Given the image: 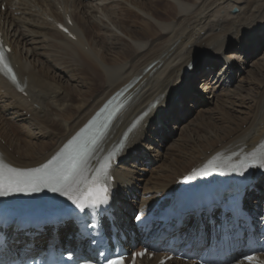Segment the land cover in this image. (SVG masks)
Returning <instances> with one entry per match:
<instances>
[{
    "label": "bare ground",
    "instance_id": "6f19581e",
    "mask_svg": "<svg viewBox=\"0 0 264 264\" xmlns=\"http://www.w3.org/2000/svg\"><path fill=\"white\" fill-rule=\"evenodd\" d=\"M69 3L70 0H0V7L5 5L4 11L0 8V32L10 48L8 60L15 72V82L0 74V160L11 168L42 169L78 137L68 149L75 151L83 144L81 139L86 136L90 139L103 126L105 115L113 106L120 103L122 106L104 127L70 187L53 191L52 187L58 185L46 187L33 182L24 191L26 194H21L43 199L39 196L53 191L59 199H69L113 151L115 156L109 163V176L113 177L110 186L116 224L121 227L132 228L128 215L134 209L151 207L163 195L172 194L181 178L214 162L227 165L249 161L251 178L244 204L248 208L260 206L264 202V158L255 160L249 153H264V65L261 64L264 56L254 58L252 70L255 71L249 70L243 76V61L247 56L243 52L250 54L260 44L255 30L256 27L264 29V0H73L72 5ZM234 7L235 11H230ZM66 18L72 25L67 24ZM57 23H65L74 38L59 30ZM37 49L41 51L35 52ZM228 49L233 51L225 53L223 69L213 81L212 76L210 82L206 81L205 74L195 79L203 81L195 91L200 90L206 102H214L227 122L196 143L204 118L203 122L185 121L181 128L188 135L173 141L166 152L167 161L155 167L152 164L150 169L155 174H149L146 179L142 175L137 179L134 171L125 169L121 163L118 167L119 160L128 163L134 154L133 162L129 163L131 167L136 166L135 161L143 163L145 157L150 160L149 165L159 160L160 143L150 133L153 132L150 124L155 125L156 133L164 128L157 117L163 115L168 100L190 81L202 57L214 55L208 58V62H214ZM23 52L40 54L45 60L32 63ZM46 63H51L50 67ZM71 70L82 83L81 88L73 86L72 91L65 86L68 85L66 76L73 79L68 75ZM40 71L52 75L42 78ZM237 77L254 88L258 96L248 97L242 86L225 87L228 80ZM216 91L222 93L215 94ZM246 100L251 102L247 112L239 111ZM10 105H13L12 111L8 108ZM23 111L30 113L32 121H26ZM6 114L27 122L25 129L30 134L35 130L43 137L41 141L30 143L22 139L10 126ZM170 150L178 152L170 154ZM149 155L153 157L148 159ZM8 175L5 170V185ZM136 180L144 185H137ZM33 186L38 190H30ZM5 191L8 194L0 197H14L21 192L9 191L7 187ZM147 193L149 197H145ZM199 222L207 225L203 217L199 220L187 213L183 223L195 227ZM73 230L69 222L59 227V234ZM6 232L14 241L25 239L38 248L52 238L48 228L33 239L23 237L12 227ZM160 259L161 255H156L140 263L157 264ZM165 264L191 263L174 259Z\"/></svg>",
    "mask_w": 264,
    "mask_h": 264
},
{
    "label": "rangeland",
    "instance_id": "374dc122",
    "mask_svg": "<svg viewBox=\"0 0 264 264\" xmlns=\"http://www.w3.org/2000/svg\"><path fill=\"white\" fill-rule=\"evenodd\" d=\"M72 1L73 0H70L69 5L70 4L72 5ZM1 9H2V6H1ZM234 9H236V8L234 7L230 11H235ZM15 15L19 16V14H15ZM104 19L108 22L106 17H104ZM108 24H110V23L108 22ZM255 31H256V37H257L256 39H258L257 41L260 44H258V46L256 45L255 48L253 49V51L250 54L247 51L243 52V53H246L244 55V57L247 55L245 60L243 61L244 62L243 63V68L245 70L243 76H246L247 75V71H249V70L251 71L254 68V66H253L254 63H252L254 58H257L260 55L264 56L263 55L264 54V29H260L259 30L258 27H256ZM248 39L252 40L253 38L249 37ZM35 44H38V43L34 42V45ZM249 45H250V43H249ZM28 46H30V45H28ZM39 51H41V49L40 50H38V49L35 50V52H37V53ZM229 51L231 52L233 50L232 49L225 50V52L222 53V58H220V59H218L217 61H214V62H211V61L208 62V58H212L214 55H204L202 57V60L198 63V66L196 67L197 69L195 71H193V74H192V77L190 78V81L188 79L187 80L188 82L184 83L181 86V88L178 90L177 94L175 96H172L171 99L168 100L166 106L163 108V115H160V117H157V119L160 120V124L162 123L164 128H162L158 133H156L157 129L155 128V125L154 124H150V127L153 129V132L150 131V133H153L154 134V138L156 137L157 138L156 140L160 143L159 146H158L159 148L157 149L158 152H159V155H158V159L159 160H157L156 162L152 161L151 165H149L150 164V160L148 162L146 160V157H145L146 161L144 160L143 163H138V161H135L134 164L136 166L135 167H131L129 163L133 162L134 157L136 155V154H134L132 156L131 160L128 163L125 162L124 160H119L118 163L116 164L118 167H119V164L121 163V164H123L125 169L131 168V171L132 170L134 171V173H135L134 175L136 176L137 179L141 175L143 176L142 178L145 177V179H146L149 176V174H153V175L155 174L154 173L155 171H153L154 169H150V167H152L153 165L155 167L156 164L161 163L163 160L167 161L168 157H167L166 152L168 153V151H169L168 147L173 145V143L176 140H178L179 138L184 137V135L185 136L188 135L186 129H182L181 128V126L185 123V121L189 122V120H192V121H194V120L198 121L199 120V121L203 122V118H204V122H203L204 127L200 131L199 142H198V139H195L196 143H201L202 142L201 140H203L204 136H209L211 133L215 132L219 127L223 126L225 124V121L227 122L226 116H223L222 114L219 113V111L216 110L214 102H206V100L203 98L204 94H202L200 92V90L195 91V89H199L201 87L200 84H201V82H203V81H195V79L198 76L200 77L202 74H205V75H203V77H204V79L206 81H209L210 80L209 78L211 76H212L211 77L212 78L211 81H213L214 77L218 76L220 74V72L222 71L224 60H225V53H227ZM243 53L241 55H243ZM23 56L26 57L27 61H31L32 63H36V64H39L40 60H45V58L42 57L40 54L34 55V54L24 53L23 52ZM56 58L59 59V57H56ZM24 60H25V58H24ZM60 60L61 59H59L58 62H60ZM261 62H262L261 64L264 65V60L261 61ZM57 64L62 66L61 63H57ZM45 65L46 66L48 65L50 67L51 63H49V64L46 63ZM48 70H50V69L48 68ZM256 70H258V69H256ZM252 71H255V70H252ZM50 74L51 73H49L47 71L46 72L45 71L44 72L40 71V75L42 76V78L43 77L47 78V76L50 75ZM55 74H60V73H56L55 72ZM63 75H65V74L62 73V76ZM68 75H70V76L72 75L73 79L70 80L69 76H66L67 77L66 84H68V85H65L66 88L68 87V89L72 91V87L73 86H79L80 88L82 87V83H81V81H79L80 79H78L77 76H75L73 74V70L68 71ZM203 77H201L200 79H203ZM178 85H179V83H178ZM226 86L227 87H231L232 89H236L237 87L242 86L243 89H245L246 93H248V95H249L248 97H251V96L253 97L254 96V98H256L258 96V94H256V90L254 88H251V86H247V84L244 83V81H242L239 77L235 78L234 80H228V82H226V84H225V87ZM220 89H222V87L219 88V90ZM57 92L60 94L59 90ZM214 93L215 94H219V93H222V92L220 91V92L217 93V91H216ZM205 94H209V92L205 93ZM191 95L194 96L193 97L194 100H192L193 98L191 99ZM250 104H251V102H249V100H246L245 104H244V107H240L239 111L247 112V107ZM10 106L8 108H10V111H12L13 110V105H10ZM252 108L253 107H251V110H252ZM233 114L238 116V117H242V115L240 113H238V112H233ZM22 115L25 116L26 121H30V119H31L30 113H27L26 111H23ZM5 118L10 123V126L13 127L14 129H16L17 134L22 139L26 140L27 142H29V141H30V143L39 142L43 138L42 136L38 135V133L35 130H33V134H30L28 132V130L25 129V126H26L27 122L23 123V122L19 121L16 116L12 117L11 115L6 114ZM31 121H32V119H31ZM162 131H163V133H162ZM34 134H36V135H34ZM147 136L150 137V135H147ZM180 136H182V137H180ZM162 139H164V140H162ZM10 149L11 148H9V151H10ZM142 150H145V149H142ZM146 152H148L147 154L151 153V151H146ZM173 152L177 153L178 151L177 150H170V154H172ZM151 157H153V156L152 155L147 156L148 159H151ZM140 166H142V167H144L146 169H144V168L140 169L141 168ZM136 184L137 185L139 184L141 186V185H144V182L141 183V182L136 180ZM262 185L263 184H261V186ZM261 189H260V191H261ZM140 191H141V189H140ZM262 191H263V189H262ZM145 197H149V194L147 193L145 195Z\"/></svg>",
    "mask_w": 264,
    "mask_h": 264
},
{
    "label": "snow or ice",
    "instance_id": "6c2138e0",
    "mask_svg": "<svg viewBox=\"0 0 264 264\" xmlns=\"http://www.w3.org/2000/svg\"><path fill=\"white\" fill-rule=\"evenodd\" d=\"M0 72L11 73V68L4 63L3 54L0 53ZM13 82H15V76H11ZM23 91V89H21ZM97 136L93 135L90 142H85L83 145L79 146L75 151L69 152V146L78 140L74 138L73 141L69 142V145L65 146L57 156L53 157L48 164L43 165L42 169H32V170H22L11 168L4 164L0 160V195H7L8 192L5 191V187L9 191H25L29 185L33 182L43 183L46 187L53 186V191H60L61 188L70 187L71 184L76 180V177L80 175L82 166L86 162V159L91 151L93 145H95ZM251 157L255 160L264 158V153L257 155L255 151L249 153ZM5 170L9 173L7 179V185H5L4 173ZM34 174H40L36 176ZM199 174H207L206 172L200 171ZM96 178L93 179L92 185H88L85 182V188H87V193H85V188L80 189V194L77 199L73 200V203L83 212L86 208L96 207L101 203L107 202V188H96ZM21 185H24L23 187ZM32 191L38 190L36 187H31ZM103 193V195H101ZM72 199V197H69ZM81 198L82 202H81ZM246 259H252L251 257H246ZM109 264H121L120 259H115L110 261Z\"/></svg>",
    "mask_w": 264,
    "mask_h": 264
}]
</instances>
